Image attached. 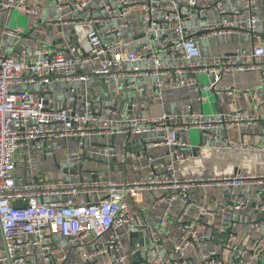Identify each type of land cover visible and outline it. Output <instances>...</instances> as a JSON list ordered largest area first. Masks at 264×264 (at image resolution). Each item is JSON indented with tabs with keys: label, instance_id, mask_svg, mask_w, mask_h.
Masks as SVG:
<instances>
[{
	"label": "built area",
	"instance_id": "obj_1",
	"mask_svg": "<svg viewBox=\"0 0 264 264\" xmlns=\"http://www.w3.org/2000/svg\"><path fill=\"white\" fill-rule=\"evenodd\" d=\"M25 0H0V13L5 9L27 12L33 17L27 32L36 29L41 22L58 28L61 34L53 47L41 44L32 48L24 43L15 55L0 51V264H64L67 252L55 234L72 243L81 238H105L99 253H114L111 261L104 264H122L120 255L123 236L136 231L135 217L129 215L128 201L137 202L144 191L157 192L156 200L164 203L161 219L152 230V242L146 252L153 255L162 245L160 231L168 219L175 201L187 202L194 186H226L235 188L246 184H263L264 175L243 173L213 174L207 177H181L178 166L199 157L181 137V131H209L216 127H250L264 124V114L250 115L241 110L211 114L183 112L163 113L157 117L104 118L78 113L74 108L55 107L49 104L43 93L49 86L59 82L79 81L84 86L90 81L107 85L111 80L117 85L130 86L136 81L151 78L153 99L160 101L166 90L190 88L195 93L207 91L213 95L239 96L247 88L225 86L216 88L225 71L244 72L259 70L260 82L264 81V34L257 44L246 49L236 46L229 54L204 57L200 39L204 35L241 30L253 38H259L258 24L264 15L258 12V0H241V9L227 11L223 0H167L162 5L158 0L146 3H131L130 0H55L57 9L69 8V13L57 16L38 17L39 10L26 5ZM96 6L105 12L97 13ZM141 14L139 28L148 43L137 51L129 50L122 31L130 25L127 18L131 10ZM163 10L160 18L156 11ZM100 12V11H99ZM215 13L217 22L189 25V19L197 15L205 18ZM242 14L233 20L231 15ZM122 20L116 24L115 20ZM72 31L74 41L64 40L66 31ZM2 34L17 40L24 35V28H9L0 24ZM172 31L166 39L161 32ZM110 35V39L104 36ZM12 49V46L10 47ZM209 76L211 82L202 83L200 77ZM73 90V89H72ZM264 103V97L255 102ZM158 132L156 142L170 148L169 160L159 175L136 180L110 181L97 176L90 182L20 181L15 167L21 150L31 142L34 150L42 148L43 141L52 139H76L80 145L94 137ZM214 150L264 149V144L250 146L223 137L218 140L211 135ZM29 154L25 155L28 159ZM98 193L106 194L95 202L79 203L74 197ZM264 194V189L262 191ZM252 205L264 215V201L253 202L250 195L235 196L217 202L222 212L218 232H225L231 225V210H240ZM215 210L203 206L197 208V216L177 224L178 241L172 247L179 258L185 261L190 247H207L211 236L199 232L201 215H215ZM264 225V217L250 224L251 229ZM238 240V239H236ZM255 254H264V239L254 243ZM225 246L235 254L245 252L238 241ZM91 254L83 255L88 262ZM146 264H154L147 262ZM204 264H247L242 256L226 262L209 251Z\"/></svg>",
	"mask_w": 264,
	"mask_h": 264
},
{
	"label": "crops",
	"instance_id": "obj_2",
	"mask_svg": "<svg viewBox=\"0 0 264 264\" xmlns=\"http://www.w3.org/2000/svg\"><path fill=\"white\" fill-rule=\"evenodd\" d=\"M5 1V0H4ZM162 5L167 0H158ZM131 3H146L148 0H130ZM26 5L37 7L41 19L45 16H57L68 14L69 8L62 6L57 9L55 0H25ZM227 11L241 9V0H223ZM258 12L264 15V0H258ZM97 13L105 15V12L96 6ZM100 11V12H99ZM163 10L156 11L160 18ZM14 14L31 21L32 15L27 12H18L14 9H5L0 13V24L13 28ZM17 15V16H18ZM243 17L231 15V18ZM130 25L122 31L123 39L127 42L129 50L137 51L148 43V39L139 28L141 14L133 9L128 14ZM215 13H207L205 18L195 15L189 19V25L217 22ZM121 24L122 20H115ZM25 30V29H24ZM259 38H253L241 30H233L227 33L204 35L200 39V49L204 57L233 52L236 46L246 49L257 44L264 34V21L259 22ZM66 31L65 41L72 43L74 36L72 31ZM61 34L58 28L41 22L33 31H24L21 39L17 40L11 36L1 33L0 51L8 55H15L16 51L24 43L32 48H38L41 44L58 43ZM166 39L173 37L172 31L161 32ZM110 39V35L104 36ZM12 46V49L10 48ZM259 70H247L244 72L225 71L221 74L216 88L225 86H236L247 88L249 91L239 96L231 97L224 94L213 95L202 91L199 95L190 88L166 90L160 101L153 99V82L151 78L136 81L133 85H117L111 80L105 85L99 81H90L83 85L79 81H59L49 86L43 93L45 100L55 107L69 106L78 113L87 112L104 118L118 117L124 113L128 117H157L163 113L180 114L183 112L211 114L215 112H234L241 110L250 115L264 114V103L256 105L255 102L264 97V81L260 82ZM200 82H211L209 76L200 77ZM204 81V82H203ZM205 84V83H204ZM73 89V90H72ZM181 131V137L190 145L193 152L199 157L196 161H186L179 164L178 171L181 177H207L213 174H233L237 171L243 173H255L264 175V149L253 150L254 145L264 144V124L257 123L250 127H216L209 131L200 130ZM211 135H216L218 140L227 137L231 141L244 142L249 145V150H214L211 146ZM158 132L150 131L142 134L117 135L114 137H94L86 140L80 145L76 139H52L42 142L40 150H34V143L23 148L19 154L15 174L20 181H61L72 180L90 182L97 176L110 181L136 180L146 178L154 173L159 175L164 171V163L169 160L170 148L156 142ZM29 154L28 159L25 155ZM263 184H246L231 189L226 186H194L190 190L187 202L175 201L170 209L168 219L160 231L162 238L161 247L153 254L146 252L152 242V230L158 225L164 203L156 200L157 192L144 191L139 200L128 201L129 215L135 217L134 225L138 232H142L143 246L140 247L139 260L136 262L132 247L131 232L123 236V246L120 255L124 257L122 264H178L179 258L172 252V247L178 241L179 231L177 224L191 220L197 216V208L205 207L217 210V202L227 199L231 193L235 196L250 195L253 202H263ZM106 194L98 193L89 196L81 195L74 197L79 203L95 202L105 198ZM263 214L257 212L252 205L240 210H231V225L225 232H218L221 226L222 212L216 211L215 215H201L200 233L211 236L207 247H190L186 250L185 261L190 264H204L209 251H214L218 259L230 261L234 257L242 256L247 259V264H264V254H255V240L259 237L264 239V225L258 229H251L250 224L260 218ZM133 232V231H132ZM56 239L61 241L67 252L64 264H104L111 261L114 253L97 252L105 241V238L92 239L81 238L76 242L64 240L60 234H55ZM0 235V245L2 243ZM238 239V240H236ZM238 241L245 249L244 253L235 254L228 249L226 243ZM91 254L85 263L83 255Z\"/></svg>",
	"mask_w": 264,
	"mask_h": 264
},
{
	"label": "water",
	"instance_id": "obj_3",
	"mask_svg": "<svg viewBox=\"0 0 264 264\" xmlns=\"http://www.w3.org/2000/svg\"><path fill=\"white\" fill-rule=\"evenodd\" d=\"M129 135V134H127ZM82 179H80V182ZM129 236L132 238L131 245L133 247V250L135 252L133 259L135 258V261L137 262L139 260L140 255V247L143 246V239H142V232L133 231L129 234Z\"/></svg>",
	"mask_w": 264,
	"mask_h": 264
},
{
	"label": "rangeland",
	"instance_id": "obj_4",
	"mask_svg": "<svg viewBox=\"0 0 264 264\" xmlns=\"http://www.w3.org/2000/svg\"><path fill=\"white\" fill-rule=\"evenodd\" d=\"M18 14H14L13 17H14V21L12 22V25H19L20 27L24 28L25 30H27V23H26V19L24 17H21L20 15ZM204 82V81H203ZM204 83H207V82H204ZM191 132H195L193 131V129H191Z\"/></svg>",
	"mask_w": 264,
	"mask_h": 264
}]
</instances>
